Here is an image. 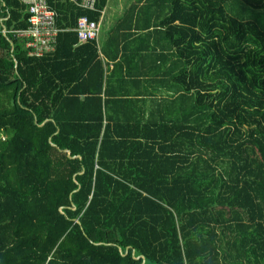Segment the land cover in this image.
Returning <instances> with one entry per match:
<instances>
[{"label":"trees","instance_id":"obj_1","mask_svg":"<svg viewBox=\"0 0 264 264\" xmlns=\"http://www.w3.org/2000/svg\"><path fill=\"white\" fill-rule=\"evenodd\" d=\"M79 1L48 0L57 48L30 57L28 7L0 0V264H264V26L230 7L264 0H167L184 114L152 128L104 124L102 76L65 83L107 0Z\"/></svg>","mask_w":264,"mask_h":264},{"label":"crops","instance_id":"obj_2","mask_svg":"<svg viewBox=\"0 0 264 264\" xmlns=\"http://www.w3.org/2000/svg\"><path fill=\"white\" fill-rule=\"evenodd\" d=\"M149 1L168 2L135 0L116 8L122 0H114V5L107 0L98 21L96 57L79 58L75 70L63 75L65 83L72 77L80 78L69 89H84L86 93L99 88L102 76L99 95L104 124L131 121L152 128L183 121V90L175 79L183 63L165 36L166 29L160 26L167 12L158 13L161 5L154 6L157 12H153ZM2 30L5 35L4 26ZM78 45L76 48L82 47V43Z\"/></svg>","mask_w":264,"mask_h":264},{"label":"built area","instance_id":"obj_3","mask_svg":"<svg viewBox=\"0 0 264 264\" xmlns=\"http://www.w3.org/2000/svg\"><path fill=\"white\" fill-rule=\"evenodd\" d=\"M20 1L28 7L31 26L28 30L17 33L18 38L26 41L30 57H44L52 54L56 51L61 30L57 27L56 15L48 0ZM96 2L97 0H81L77 4L81 8L95 10ZM99 29L98 22L89 20L88 16H82L75 31L78 34L79 42L86 43L97 40Z\"/></svg>","mask_w":264,"mask_h":264},{"label":"rangeland","instance_id":"obj_4","mask_svg":"<svg viewBox=\"0 0 264 264\" xmlns=\"http://www.w3.org/2000/svg\"><path fill=\"white\" fill-rule=\"evenodd\" d=\"M134 1L133 0H122L121 3H117L116 4V8L121 6V5H124L126 7V6H128V3H130V2L134 3ZM111 5H114V0H111ZM154 6H157V5H154ZM169 6H170V2H168L167 6L165 4V6L160 7L157 10L158 13L159 14L162 13V11L165 9V11L168 14L169 13ZM230 7L232 8V9L230 8L231 12L235 16H237L238 19H240V20H250V21H253V22H256V23H260V21H261V25L264 26V11L263 12H256V10L253 11V9H250V8H243L241 3H240L239 6L238 5H233V6H230ZM152 11L155 12L156 8L153 7Z\"/></svg>","mask_w":264,"mask_h":264},{"label":"water","instance_id":"obj_5","mask_svg":"<svg viewBox=\"0 0 264 264\" xmlns=\"http://www.w3.org/2000/svg\"><path fill=\"white\" fill-rule=\"evenodd\" d=\"M15 66H16V68H18V63L15 61ZM69 156H71V151H69V150H66L65 151ZM140 257H137V259H139Z\"/></svg>","mask_w":264,"mask_h":264}]
</instances>
